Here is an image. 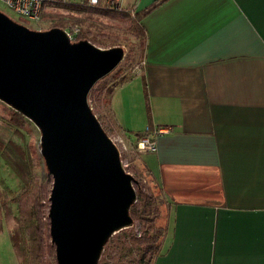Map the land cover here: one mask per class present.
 Here are the masks:
<instances>
[{
    "label": "crops",
    "instance_id": "0c3cea01",
    "mask_svg": "<svg viewBox=\"0 0 264 264\" xmlns=\"http://www.w3.org/2000/svg\"><path fill=\"white\" fill-rule=\"evenodd\" d=\"M122 1L147 12L141 80L116 78L103 114L130 155L155 143L142 155L167 222L151 264H264V0Z\"/></svg>",
    "mask_w": 264,
    "mask_h": 264
},
{
    "label": "water",
    "instance_id": "95a60500",
    "mask_svg": "<svg viewBox=\"0 0 264 264\" xmlns=\"http://www.w3.org/2000/svg\"><path fill=\"white\" fill-rule=\"evenodd\" d=\"M124 56L120 46L31 30L0 11V103L39 132L57 264H98L109 239L134 223L135 180L88 102Z\"/></svg>",
    "mask_w": 264,
    "mask_h": 264
},
{
    "label": "trees",
    "instance_id": "16d2710c",
    "mask_svg": "<svg viewBox=\"0 0 264 264\" xmlns=\"http://www.w3.org/2000/svg\"><path fill=\"white\" fill-rule=\"evenodd\" d=\"M54 1L51 0L44 4L40 14L39 23L48 22L50 24L47 29L69 30L77 27L78 34L74 36V41L87 40L96 47L110 48L121 44L118 40L112 39L107 45V41L103 37L109 36L112 32L102 27L103 24L106 25L103 23L105 19L129 22L126 30L134 35L137 41L136 43L127 42L129 50L124 60L133 54L134 48H137L140 52L141 62L145 45L141 20L147 12L135 13L132 20L129 11L115 12L103 2H99L96 6H90L85 0ZM46 7H52L55 11L46 12L44 11ZM57 11L65 12L67 16L63 17ZM13 20L25 26L30 24L17 17ZM117 74V85L133 77L131 73L123 75L117 72ZM114 85H95L88 96L90 104L92 105V102L96 101L97 105H101L105 109L108 103L106 97L111 95ZM92 112H94V108H92ZM101 118L105 119V115L104 117L97 116L100 124ZM29 126L32 124L24 117L0 103V160L3 166L18 180L21 187L19 193L16 194L10 188L0 186V234L4 230L8 233L17 264H57L54 247L50 243L49 220L47 218L50 189L47 186V178H42L41 174L37 173L42 160L37 154L36 147L29 145L24 140L22 131H29ZM133 167L135 168L134 164ZM125 171L132 175L127 168ZM134 175L132 177L135 180L136 202L131 206L129 213L133 222L139 224L138 234H134L130 228L120 231L125 234L122 244L127 250L131 264H151L160 250L164 234V229L155 224L161 203L159 195L153 192L154 189L143 186ZM107 246L105 245L104 252L107 251ZM98 264H108V262L100 258Z\"/></svg>",
    "mask_w": 264,
    "mask_h": 264
},
{
    "label": "rangeland",
    "instance_id": "374dc122",
    "mask_svg": "<svg viewBox=\"0 0 264 264\" xmlns=\"http://www.w3.org/2000/svg\"><path fill=\"white\" fill-rule=\"evenodd\" d=\"M71 1H77V0H71ZM124 2L127 5L129 0H125ZM122 4H123V1H122ZM123 7L126 8L124 6V4H123ZM0 11L3 12L4 14L8 15L10 18L15 19V16L12 13H10L6 8H4L1 4H0ZM44 11L54 12L55 10L52 7H46ZM57 13L62 14L63 17L67 16V14L65 12H62V11H57ZM134 15L131 14V19L134 18ZM103 23H106L107 26L103 24L102 27L105 28L106 30H110L112 32L109 36L103 37L104 39H106L107 45L110 44L112 39L118 40V42L121 44L120 47L123 48L125 56H126L127 51L129 50V45L127 42L136 43V41H137V40H135L134 35L130 34L126 30L127 26H129L128 25L129 22L119 21L116 19H107V20L105 19V21ZM49 25L50 24L48 22H42V23H38V24L37 23H30L26 27H28L31 30H42L43 31V30H47ZM139 54H140L139 50L137 48H134L133 54L129 58L124 60L125 59V56H124L123 61L118 65V67L111 74H109L106 78L102 79V80H104L103 82H101L102 81L101 80L98 83H96V85L100 84L102 86V85H108V84L113 83L117 78L116 77L118 75L117 72L122 73L123 75H129L130 73L133 75L132 71L138 67L139 62H140ZM135 73H137V70L135 71ZM135 80L140 81L141 77L138 76V77H132V78L128 79L129 83H131ZM113 84H115V83H113ZM106 98H108V97H106ZM88 101H90V100H88ZM90 107L94 108L93 113H95L96 117L97 116L98 117L99 116L104 117L103 106L97 105L96 101H95V102H92V105L90 104ZM108 124H109V120L107 119V117L105 119L101 118V125H102L105 133L112 140H114V141L119 140V138H116L117 132L115 130L111 129V127L108 126ZM29 127H30L29 131H27V130L22 131L24 133V137H25L24 140L29 145L36 147L37 154L40 157V159L42 160V158L39 154V132L33 125L29 126ZM130 153H131V155L130 154H128V155L122 154V157H121L123 160H126V162L128 164L127 170L132 175L135 174L134 176H136L141 181L143 186L153 189L154 185L151 183L150 178H148L146 176V169L145 168H146L147 155H139L136 157L135 155L133 156L134 153H132L131 150H130ZM133 157H135V159ZM132 158L134 159V161H132ZM133 164L135 165L136 169L133 167ZM37 173L39 175L41 174L42 178H47L46 177V170H45V167L43 164V160H42V164L40 165V167L37 170ZM0 186L2 188L4 186L8 187L11 189L12 192H14L16 194L19 193V191L21 189L20 185L18 184V180L14 177V175L9 170H7L3 166V163L1 160H0ZM47 186L49 187V189L51 188L49 183H47ZM153 192L155 194H157L156 190ZM159 201H160L161 205L159 206V214H158V217L155 221V224L158 227H163V225H165L167 222V213L164 210V208L162 207L163 206L162 205L163 200L159 199ZM138 227H139L138 222H135V223H133V226L130 228V231H132L134 234L137 235L138 234ZM126 234H127V231H126ZM6 235H7L6 230H4V232L2 234H0V236H6ZM123 240H125L124 232H118V233L114 234L106 244V245H108L107 251L104 252V249H103V252L101 254V258L105 259L108 262V264H131L130 259L128 257L127 250L124 248V246L122 244ZM3 246H4L3 248H0V264H8V259H9L10 264H15L14 255H13V252H11L12 249H11L10 241H9V243H6V241H5Z\"/></svg>",
    "mask_w": 264,
    "mask_h": 264
},
{
    "label": "built area",
    "instance_id": "2783aa9c",
    "mask_svg": "<svg viewBox=\"0 0 264 264\" xmlns=\"http://www.w3.org/2000/svg\"><path fill=\"white\" fill-rule=\"evenodd\" d=\"M51 0H0V4L6 8L10 13H12L15 17L25 20L29 23H39L40 22V14L42 12V9L44 7V4L49 2ZM86 3L90 6H96L99 4V2H103L105 5L108 6L111 10L115 12H122L125 11L126 8L123 7L122 0H85ZM131 14H135L134 11L131 12ZM67 34L69 35V38L71 41H74V36L78 34V28L73 27L69 30H65ZM139 67H137L135 70L132 71L133 75L137 74L135 71L139 72ZM90 103V101H88ZM169 129L168 128H159L156 133L162 134L166 133ZM112 140V139H111ZM114 144H116L120 158L122 157V154L128 155V149L123 144L121 140H112ZM120 145V146H119ZM156 147L153 139L146 134L145 136L140 137L134 148L133 152L137 155L142 154H152L155 153ZM124 168H127L128 164L126 160H123Z\"/></svg>",
    "mask_w": 264,
    "mask_h": 264
}]
</instances>
